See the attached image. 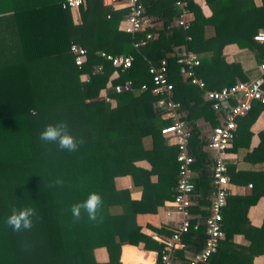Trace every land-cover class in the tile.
I'll return each instance as SVG.
<instances>
[{
	"label": "trees",
	"instance_id": "trees-1",
	"mask_svg": "<svg viewBox=\"0 0 264 264\" xmlns=\"http://www.w3.org/2000/svg\"><path fill=\"white\" fill-rule=\"evenodd\" d=\"M63 1L0 0V264H119L124 243L159 253L163 243L132 225L145 204L114 185L116 176L129 175L133 187L141 182L153 190L151 206L175 194L176 148L160 133L169 120L154 107L148 66L166 61L172 98L180 103L192 129L188 147L197 175L192 179L195 205L190 208L201 217L209 207V159L196 122L220 123V113L205 100L204 90L264 77L257 67L264 58V41L253 38L264 31V0H204L210 10L207 17L193 0H185L191 14L187 29L170 25L178 17L173 0H140L144 12L159 25L133 33L120 28L125 9L84 0L75 13L63 7ZM147 32L150 38L145 37ZM71 42L86 49V61L79 67L69 51ZM229 44L251 55L254 67L246 71L237 60H226L223 49ZM180 46L198 57L195 75L204 82L203 89L182 77L174 55ZM101 51L130 55L131 64L123 70L115 68L99 55ZM114 69L118 76L113 83L130 81V89L116 92L106 86ZM102 89L109 101L100 96ZM261 111L264 104L252 101L237 118L233 139V150L244 148L243 158L255 164L264 163V132L247 150L249 129ZM62 120L73 136L85 138L79 151H60L55 143L39 140L46 124ZM138 160H146L150 169L138 168L134 164ZM234 167L226 160L228 182L250 183L251 189L244 195H226L221 210L223 237L203 264L224 257L230 261L223 264H251L254 255L264 256V219L256 228L246 216L248 207L264 195V168L241 172ZM149 174L157 176L155 183L147 182ZM91 192L103 197V223L89 221L83 210V219L73 223L71 206ZM25 207L35 209L34 226L30 231H13L6 219L13 210ZM235 234L248 241L247 247L234 243ZM203 239L201 225L183 233L174 264H185ZM99 246L107 250L105 263L93 257Z\"/></svg>",
	"mask_w": 264,
	"mask_h": 264
},
{
	"label": "built area",
	"instance_id": "built-area-1",
	"mask_svg": "<svg viewBox=\"0 0 264 264\" xmlns=\"http://www.w3.org/2000/svg\"><path fill=\"white\" fill-rule=\"evenodd\" d=\"M116 1L101 0L103 5L112 7H116ZM83 3L84 0H64L62 6L68 7L76 13L78 7ZM173 5L178 11V17L170 25L176 24L187 29L188 19L191 16L187 2L173 0ZM119 6L126 10L124 18L120 22V28L126 32L143 31L147 27L159 25L153 16L144 12L140 0H121ZM145 37L150 38L151 33L147 32ZM253 38L256 41H264V31H258ZM186 39L189 37L187 36ZM69 51L74 64L78 67L86 61V49L80 44L71 42ZM99 55L120 70L128 68L132 61L130 55H111L104 51L99 52ZM174 55L182 77L203 89L204 82L195 75V68L199 65L196 54L185 49L184 46H180L175 49ZM257 67L261 73H264V58L259 61ZM147 72L153 84L151 93L156 96L154 107L161 113L162 118L169 120V124L160 128V133L166 143L176 148L177 181L170 205L179 217L171 234L161 241L163 243L161 251L156 252V256L149 264H174V251L182 246V234L189 228L197 229L200 225L203 226V243L199 249L187 257L185 264H203L216 251L218 242L223 237L221 210L226 204V195L228 194L227 149L230 148L235 136L236 120L250 109L252 101L264 104V77L259 76L249 81H238L220 89L204 90L205 100L209 101L213 110L220 113V123L211 128L209 137L203 146V150L210 160L211 198L208 214L201 217L190 208L195 205L192 198L194 157L188 147L192 129L185 118L180 103L172 98L173 87L167 79L166 61L161 59L157 65H149ZM117 76L118 72L114 69L108 77L106 86L112 87L116 92L130 89V81L122 85L113 83ZM81 79L86 80V74H82ZM145 88L146 86L142 84L141 89ZM100 96L104 97L105 101H109L104 89L100 91ZM262 131L264 132V125Z\"/></svg>",
	"mask_w": 264,
	"mask_h": 264
},
{
	"label": "crops",
	"instance_id": "crops-1",
	"mask_svg": "<svg viewBox=\"0 0 264 264\" xmlns=\"http://www.w3.org/2000/svg\"><path fill=\"white\" fill-rule=\"evenodd\" d=\"M121 1V0H120ZM119 0L116 1V7L123 9L118 4ZM196 5L199 6L202 14L207 17L210 15V10L205 4L204 0H193ZM259 2V0H255ZM106 6V5H105ZM226 60L232 61L237 60L242 68L246 71L254 67V61L251 55L246 52L239 50L234 44L226 45L223 49ZM264 125V111H261L255 121L250 126V138L247 150L253 149L259 142V133L262 132V127ZM196 126L201 132V136L205 140V143L209 137L211 126L208 122L204 120H197ZM205 145V144H204ZM205 152V150H204ZM206 156L207 153L205 152ZM245 154V149L233 150V142L230 148L227 149V161L234 167V170L241 172L243 171H257L258 169L264 168V163L255 164L251 163L250 160L243 158ZM208 158V156H207ZM209 159V158H208ZM209 166L207 170L210 174V160H208ZM134 164L141 170H149L150 164L146 160H138ZM197 175V170L192 169V178ZM239 178L235 176V179ZM157 181V176L155 174H149L147 182L155 183ZM140 186L133 187L132 180L129 175L116 176L114 178V185L117 189H127L129 190V196L132 200L144 203V211L136 214L135 221L132 224L137 227L139 232L143 235L149 236L155 241L161 242L164 238L169 236L172 230L176 227L178 223V215L174 212L172 206L170 205L171 199L164 198L160 204L151 206V203L154 200V192L150 187H145L141 182ZM210 191L208 194V201L210 202L211 198V184ZM250 185V186H249ZM251 189L250 183H241V182H228L227 190L229 195H244L248 193ZM152 207L154 208L152 210ZM208 207H206V210ZM197 213V212H196ZM246 216L252 227H260L264 219V195L260 196L253 205H250L246 211ZM154 227V228H153ZM156 229L160 230V233L156 232ZM156 237V238H154ZM233 241L236 245L247 247L248 241L241 235L235 234ZM203 243V242H202ZM187 251L185 255H189ZM156 256V251L153 249H144L141 244L132 245L124 243L120 246L119 250V264H149L153 258ZM93 257L98 263H105L108 261V253L105 247L99 246L93 249ZM230 261L229 257H224L222 260H217L213 258L211 261H208L207 264H223ZM251 264H264V256L262 254H256L252 257Z\"/></svg>",
	"mask_w": 264,
	"mask_h": 264
},
{
	"label": "clouds",
	"instance_id": "clouds-1",
	"mask_svg": "<svg viewBox=\"0 0 264 264\" xmlns=\"http://www.w3.org/2000/svg\"><path fill=\"white\" fill-rule=\"evenodd\" d=\"M69 125L66 121H59L56 124H46L39 133V140L45 143H55L58 150L77 152L86 143L85 138H77L68 131ZM57 185H63L62 180L56 181ZM104 205L103 197L98 192H91L82 202H77L71 206L70 212L73 223H79L82 219V210L87 214V219L93 223H103L104 217L102 209ZM36 215L35 209L25 207L20 210H13L7 217L6 223L13 231H30L33 228V217Z\"/></svg>",
	"mask_w": 264,
	"mask_h": 264
}]
</instances>
